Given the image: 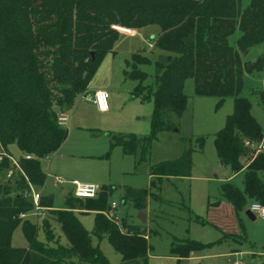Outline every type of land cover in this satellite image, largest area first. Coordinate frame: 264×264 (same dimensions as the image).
Segmentation results:
<instances>
[{
  "label": "trees",
  "instance_id": "obj_1",
  "mask_svg": "<svg viewBox=\"0 0 264 264\" xmlns=\"http://www.w3.org/2000/svg\"><path fill=\"white\" fill-rule=\"evenodd\" d=\"M151 25L159 28L154 42L163 52L153 60V82L141 85L146 74L136 64L146 59L139 54L132 55V71L127 73L139 82L131 96L152 99L149 133L142 137L112 135L110 144L120 147L123 155L139 150L135 167L147 160L156 136L176 128L173 118L181 117L187 101L183 84L192 79L198 96L215 97L217 105L225 98L233 99L232 114L212 136L219 164L234 174L243 170L241 158H248L242 189L225 181L220 196L236 213L249 202L264 206V151L246 146V142L264 141V134L251 115L248 99L240 95L245 75L264 73V51L252 60L242 59L264 43V0H249L245 6L241 0H0V145L9 154L11 145L17 147L21 155L16 159L27 181L41 188L45 175L40 159L55 153L67 137L59 114L71 109L76 97L86 91L102 57L112 52L119 36L113 27ZM255 95L264 111V89ZM203 145L202 137L194 144L190 140L178 159L151 166L150 177H190L192 153ZM25 155L32 158L26 160ZM9 167L3 158L0 264H109L92 245L91 236L106 238L120 254L119 264H147L151 246L144 225L130 224L124 217L119 225L107 220L102 210L110 191L104 189L94 199L80 200L71 194L62 210H52L50 199L41 196V206L48 209L42 224L46 242H38L36 226L19 218L33 210L27 181L19 173L5 179ZM154 183L150 182V188ZM148 196L147 189L123 187L120 203H130L142 212ZM80 207L94 212L91 232L73 212ZM49 220L59 225L67 246L54 240ZM20 224L27 242L24 248L11 245L12 233ZM197 247L188 240L172 242L170 254L184 258Z\"/></svg>",
  "mask_w": 264,
  "mask_h": 264
},
{
  "label": "rangeland",
  "instance_id": "obj_2",
  "mask_svg": "<svg viewBox=\"0 0 264 264\" xmlns=\"http://www.w3.org/2000/svg\"><path fill=\"white\" fill-rule=\"evenodd\" d=\"M248 1L241 0L242 6ZM158 33L156 25L119 33L112 52L102 57L91 79L97 84L114 80V87L105 90L108 93L109 111L99 114L90 104L82 102L85 92L76 97L71 109L63 112L67 121L61 126L67 129V137L56 153L40 159V168L45 175L44 184L41 188H33L43 198L50 199L52 210L64 209L66 199L72 194V181L92 183L101 190L110 191L108 204L111 201L118 203L120 218H126L133 225H144L151 246L147 264H230L227 262L230 247L237 245L230 237L239 236L245 241L258 226L260 218L257 216L251 221L247 217L246 211L251 202L236 213L220 196L221 183L232 173L228 167L218 163L212 136L224 126L226 117L232 114L233 99L225 98L217 105L215 97L196 95L192 79H186L183 84V93L187 97L185 110L180 118H173L176 124L173 131L160 132L156 136L147 160L140 161L135 167L140 158L139 150L135 155H123L120 147L110 144L112 135L134 133L146 136L149 133L152 99L141 101L130 97L139 82L127 73L132 71V55L139 54L146 59L136 64V68L146 74L141 85L152 84L153 60L163 53L155 46ZM237 35L236 32L230 41ZM263 51L264 43L251 48L242 59L252 60ZM244 77L240 95L248 99L251 115L264 131V111L255 95L256 91L264 89V73ZM96 111L99 112L97 108ZM200 137L204 138V145L202 150L192 153L190 177L159 180L150 177L151 166L178 159L190 140L194 144V140ZM261 144L264 141L258 144L250 142L246 146L253 151L259 150ZM8 149L14 158L21 155L15 145ZM244 160L241 158L242 163ZM54 178L62 179L63 184H54ZM229 181L242 189L243 172L232 175ZM150 182H155L153 188H150ZM123 187L149 190L145 210L138 212L130 203H120ZM108 204L102 212L108 208ZM80 208L73 212L84 229L91 232L94 212ZM140 213L145 216L144 223L140 221ZM26 215V220L36 226V240L45 243L43 219L35 218L32 211ZM49 224L54 240L67 246L59 225L52 220H49ZM91 239L92 245L99 249L109 264L120 263V254L106 238L98 240L91 236ZM177 240H188L197 243L198 247L193 248L187 257L177 258L170 254L171 243L179 242ZM11 245L18 248L27 246L21 224L12 233Z\"/></svg>",
  "mask_w": 264,
  "mask_h": 264
},
{
  "label": "built area",
  "instance_id": "obj_3",
  "mask_svg": "<svg viewBox=\"0 0 264 264\" xmlns=\"http://www.w3.org/2000/svg\"><path fill=\"white\" fill-rule=\"evenodd\" d=\"M117 29L120 32L127 31L126 28H119V27H113ZM84 98V96H82ZM107 99H108V93L105 90H98L95 91L91 97H89L87 100L91 101L97 110L99 112H106L108 109L107 106ZM67 121V116L65 113H60L58 117V122L60 125H65ZM248 142H246V145ZM264 150V144H261L259 146V151ZM3 158H6L10 162V167L7 170L5 174V179L11 178L15 173H19L24 177V179L27 181V178L25 174L23 173L21 167L19 166V163L16 158L11 156L7 151L0 145V162L3 160ZM24 158L26 160H29L32 158L31 155H25ZM55 184H63V180L60 178H54ZM28 187H29V198L32 201L33 204V210L35 218H41L44 219L46 217V208L42 207L40 205V198L41 194L39 191H36L33 186L27 181ZM70 185L72 186V196L76 199L85 200V199H94L98 196V193L100 192V188L92 183H83V182H77L72 181L70 182ZM118 203L115 201H111L108 204V208L102 212L104 217L109 220L110 222L119 225L121 218L118 215ZM249 210L254 213L256 216L260 218H264V206H262L259 203H252L250 205ZM26 214H19L20 219H26ZM234 264H242L235 262Z\"/></svg>",
  "mask_w": 264,
  "mask_h": 264
},
{
  "label": "crops",
  "instance_id": "obj_4",
  "mask_svg": "<svg viewBox=\"0 0 264 264\" xmlns=\"http://www.w3.org/2000/svg\"><path fill=\"white\" fill-rule=\"evenodd\" d=\"M110 87L111 88L114 87V80L113 79H110L109 81H106L104 83H99V84H97L96 82L90 81V83H89V85H88V87H87V89L83 95L84 98H82V102L90 104L92 109L96 113H99V114L100 113L101 114L106 113V112H97L96 108H94L95 106L93 105V103L87 99L89 97H91L95 91L108 90ZM130 97L133 98L131 96V93H130ZM107 110L109 111V108ZM133 132H135V131H133ZM263 134H264V131H263ZM133 135H135L137 137H142L141 135H136L134 133H133ZM8 152H10L9 149H8ZM53 154H51V155H53ZM243 158L245 159L244 160L245 162L242 163V161L241 160L240 161H241V164L243 165V170H244V168L248 164V158H246V157H243ZM243 170H241V172H243ZM191 171H192V169H191ZM234 174H236V173H234ZM234 174L232 173L231 176L228 177L227 179L223 180V182L229 181V179H231L232 175H234ZM186 178H188V177H186ZM167 179H169V178H167ZM178 179H184V178H178ZM53 182H54V179H53ZM251 204L252 203H250V205ZM250 205L248 207V211L251 213L250 217H253V219L249 218L248 216L247 217L251 221H254L257 216L249 210ZM248 211H246V212H248ZM46 212H47V210H46ZM46 216H47V213H46ZM257 225L258 226L256 227V229L252 232L251 235H249L247 237V239H245V241H244V239H242L239 236H234V237L231 236L230 237V239L234 243H236L237 245H233L230 247V250L228 253V258H229L227 261L228 263L234 264L235 262H238V263H242V264H264V218H259V222ZM235 233H236V231H235ZM240 241H242L243 243ZM245 244H247V245H245Z\"/></svg>",
  "mask_w": 264,
  "mask_h": 264
},
{
  "label": "water",
  "instance_id": "obj_5",
  "mask_svg": "<svg viewBox=\"0 0 264 264\" xmlns=\"http://www.w3.org/2000/svg\"><path fill=\"white\" fill-rule=\"evenodd\" d=\"M91 57H93V53H91ZM175 131H176V130H175ZM246 215H247L249 218L253 219V217H250V216H251V213H250L249 211L246 212ZM139 218H140V221H141L142 223L145 222V216H144L142 213L139 214Z\"/></svg>",
  "mask_w": 264,
  "mask_h": 264
}]
</instances>
